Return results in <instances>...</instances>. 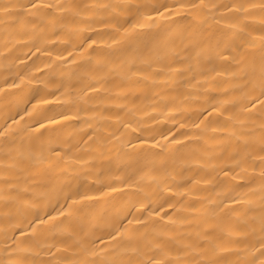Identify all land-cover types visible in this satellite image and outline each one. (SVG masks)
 <instances>
[{"label": "bare ground", "instance_id": "obj_1", "mask_svg": "<svg viewBox=\"0 0 264 264\" xmlns=\"http://www.w3.org/2000/svg\"><path fill=\"white\" fill-rule=\"evenodd\" d=\"M0 264H264V0H0Z\"/></svg>", "mask_w": 264, "mask_h": 264}]
</instances>
